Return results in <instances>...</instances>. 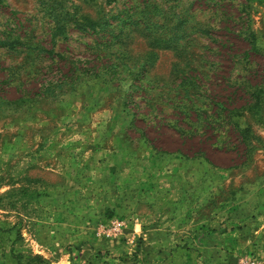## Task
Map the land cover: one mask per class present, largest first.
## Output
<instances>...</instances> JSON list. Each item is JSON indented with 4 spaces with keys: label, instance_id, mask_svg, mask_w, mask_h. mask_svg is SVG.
<instances>
[{
    "label": "rangeland",
    "instance_id": "1",
    "mask_svg": "<svg viewBox=\"0 0 264 264\" xmlns=\"http://www.w3.org/2000/svg\"><path fill=\"white\" fill-rule=\"evenodd\" d=\"M0 39V264H264V0H0ZM147 146L207 163L185 212L111 204Z\"/></svg>",
    "mask_w": 264,
    "mask_h": 264
},
{
    "label": "crops",
    "instance_id": "2",
    "mask_svg": "<svg viewBox=\"0 0 264 264\" xmlns=\"http://www.w3.org/2000/svg\"><path fill=\"white\" fill-rule=\"evenodd\" d=\"M153 152V148L149 146L140 150L139 152H133L130 156L129 164L119 168L120 171L117 174L118 179L116 181V189H118V193L113 191L112 195H107L111 201V204L115 206V208L119 207L120 209L122 206H126L128 202L131 208H136L143 204L147 205L148 202L149 204L153 203L154 205L156 204L154 203L155 201H152L151 203L149 198L152 197L154 199L155 195L162 198L164 194L162 192L164 189L163 183L167 182L168 185L164 184V186H169V189L171 190H177L179 197H176L175 194L171 193L166 195L165 200L171 201V204L175 205V208L179 213L185 212L186 210H183L187 207L186 201L185 199L182 200L180 197L182 193L181 191H185L184 183L187 181V183L193 185V188L190 186L192 189H196L200 183L198 178L201 176L198 175V173L207 163H203L202 158H197V161H195L192 159L187 160V158L182 154H173L169 156L167 154L166 156L168 157L166 158H175L177 160L176 163H167L164 166L160 165L164 167L163 173L161 174L160 171H157V174H155L153 169L154 167H157L158 164L154 163L162 160L165 156L161 157L160 159H153ZM155 155L161 156L160 154L158 155L156 153ZM195 164H197V166ZM189 165L195 166H192L191 168ZM214 169L215 168L213 166V170ZM214 173H216V171H213V174ZM172 177H176V179L174 180ZM125 192L129 194V201H127L128 199H126L127 197L124 195ZM192 198L197 199L196 202H198V196H192ZM156 202L158 203V200ZM159 202L162 204L161 200H159ZM190 202L191 199L188 203ZM196 202L193 203L194 206L196 205ZM214 213H216V210L213 209V214ZM152 218L153 217H151V219ZM150 225L151 226H149L148 230L165 229V226H167L162 222H155L154 218Z\"/></svg>",
    "mask_w": 264,
    "mask_h": 264
},
{
    "label": "trees",
    "instance_id": "3",
    "mask_svg": "<svg viewBox=\"0 0 264 264\" xmlns=\"http://www.w3.org/2000/svg\"><path fill=\"white\" fill-rule=\"evenodd\" d=\"M237 32L240 33V35L243 37V39H244L245 41H247L248 45H251V48L257 49V48L255 47V44L252 43L253 41L250 39L251 37L254 36V34H253L252 32H248V29H247V30L244 29L243 31H242V29H239ZM51 39H52V40L54 39V36H53V35H51ZM0 44H4V45H5L6 43H5V41H3V40L0 39ZM47 49H48V48H47ZM48 52H49V49H48ZM240 54H241V56H243V57H247V56H248V51H242ZM53 57H54V56H53ZM55 59L60 60L61 62H62V60L66 61V59H64V57H63V59L57 57V58H54V59H53V62L55 61ZM71 71H72V70H71V68H70V69L67 71V73H63L62 76H55V77H53V79H44V80L40 81V83H39V85H38L36 91H32V92H29V93H24V94H22L21 97H23V96L35 97V96H37V95H41V93L43 92V88H45V86H46L47 83L60 82V81H62V80H66V79H68V78L71 76V73H69V72H71ZM263 82H264V81H263ZM260 84H262V83L260 82ZM253 88H255V85H251V89H250V92H249V96H250V98H253V95L255 94ZM21 97H20V98H21ZM248 100H249V99H248ZM253 103H254V102L252 101V99H250L248 102L246 101V103H244L243 105H240V107H236L235 109H236V110H241V109H244V108H246V107L252 105ZM235 109H233L232 111H234ZM215 144H216V143L213 142V145H215ZM216 145H217V144H216ZM196 154H199V153H196ZM199 155H201V154H199Z\"/></svg>",
    "mask_w": 264,
    "mask_h": 264
},
{
    "label": "built area",
    "instance_id": "4",
    "mask_svg": "<svg viewBox=\"0 0 264 264\" xmlns=\"http://www.w3.org/2000/svg\"><path fill=\"white\" fill-rule=\"evenodd\" d=\"M121 225H122V222L121 221H115L114 228L119 230L120 227H121Z\"/></svg>",
    "mask_w": 264,
    "mask_h": 264
}]
</instances>
